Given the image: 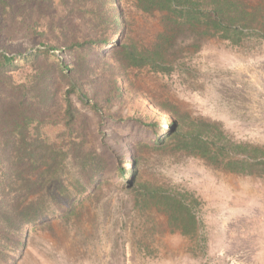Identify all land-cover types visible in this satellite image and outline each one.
Here are the masks:
<instances>
[{
    "label": "rangeland",
    "instance_id": "rangeland-1",
    "mask_svg": "<svg viewBox=\"0 0 264 264\" xmlns=\"http://www.w3.org/2000/svg\"><path fill=\"white\" fill-rule=\"evenodd\" d=\"M159 30V15H133L134 40L151 44ZM89 32L76 8L71 16L55 0H0V52L20 56L56 46L53 52L68 67L84 66L83 85L102 106L100 118L76 100L79 113L70 132L62 116L52 114V141L96 150L110 165L104 188L77 217L54 222L53 231L31 228L16 264H264V176L230 173L170 150L136 148L152 142L149 125H170L174 108L220 124L235 142L264 147V40L238 47L208 40L197 51L181 52L174 71L164 75L123 70L96 47L80 60L68 47ZM110 33L99 39L118 38ZM27 73L19 68L15 81ZM123 154L127 169L133 156L142 157L143 182L186 195L198 219L196 234L172 232L164 214L139 206L138 194L121 188L123 179L112 167Z\"/></svg>",
    "mask_w": 264,
    "mask_h": 264
},
{
    "label": "trees",
    "instance_id": "trees-1",
    "mask_svg": "<svg viewBox=\"0 0 264 264\" xmlns=\"http://www.w3.org/2000/svg\"><path fill=\"white\" fill-rule=\"evenodd\" d=\"M55 1L71 16L76 8L90 30L86 37L73 38L68 49L82 61L91 47L106 50L123 70L169 75L181 52L189 47L197 51L208 40L233 47L264 40V1ZM112 3L120 8H111ZM135 14L159 15L160 30L151 44L132 38ZM106 31L118 38L100 40ZM54 48L20 56L0 52V264H16L23 257L31 228L53 231L54 222L77 217L78 209L104 188L110 170L103 153L87 151L81 144L67 149L52 141L50 116H62L65 132H70L79 113L76 100L103 117L102 106L83 85L84 66L68 67ZM19 68H27L28 75L16 82L14 73ZM170 112L173 118L166 129L149 125L152 142L136 143L138 153L170 150L199 157L230 173L264 176V147L233 141L215 122L193 118L177 108ZM141 160L133 156L132 169L126 168L124 154L114 160L113 172L123 179L121 188L136 192L139 206L164 214L172 232L196 234L198 219L186 195L143 182Z\"/></svg>",
    "mask_w": 264,
    "mask_h": 264
}]
</instances>
